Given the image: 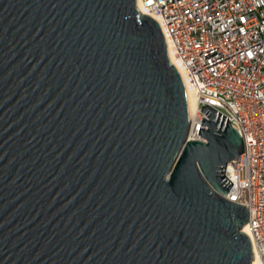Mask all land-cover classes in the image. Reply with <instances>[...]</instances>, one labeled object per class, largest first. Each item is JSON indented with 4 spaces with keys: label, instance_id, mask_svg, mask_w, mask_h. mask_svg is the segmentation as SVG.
<instances>
[{
    "label": "water",
    "instance_id": "95a60500",
    "mask_svg": "<svg viewBox=\"0 0 264 264\" xmlns=\"http://www.w3.org/2000/svg\"><path fill=\"white\" fill-rule=\"evenodd\" d=\"M135 0H0V264H251L221 195L237 128Z\"/></svg>",
    "mask_w": 264,
    "mask_h": 264
},
{
    "label": "built area",
    "instance_id": "2783aa9c",
    "mask_svg": "<svg viewBox=\"0 0 264 264\" xmlns=\"http://www.w3.org/2000/svg\"><path fill=\"white\" fill-rule=\"evenodd\" d=\"M138 1L156 15L195 92L185 138H201L204 102L237 128L242 150L225 162L231 182L220 194L245 204L252 253L264 264V0Z\"/></svg>",
    "mask_w": 264,
    "mask_h": 264
},
{
    "label": "bare ground",
    "instance_id": "6f19581e",
    "mask_svg": "<svg viewBox=\"0 0 264 264\" xmlns=\"http://www.w3.org/2000/svg\"><path fill=\"white\" fill-rule=\"evenodd\" d=\"M135 5H136V8L139 11H142V12H145V13L149 14L157 22L156 15H154V13H152L151 11H149L148 9H146L143 5H141V3L138 0H135ZM163 40H164L165 50H166V53H167L168 60L171 61L172 63H174L176 65V67L178 68V70H179V72H180V74L182 76V79H183L184 78L183 77V69H182V66H181L178 58L172 52L171 46L168 43V41H166L164 37H163ZM183 83H184L186 97H187L188 110L190 111L194 107L195 92H194L193 88L187 82L183 81ZM239 229H244L247 232L246 222H243L239 226ZM250 263L251 264H259V261H258V259L256 257V254L252 253V257L250 258Z\"/></svg>",
    "mask_w": 264,
    "mask_h": 264
}]
</instances>
